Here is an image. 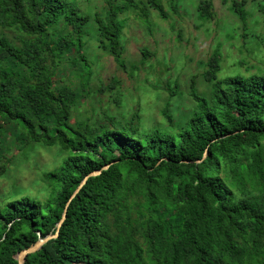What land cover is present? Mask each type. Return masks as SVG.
Masks as SVG:
<instances>
[{
	"label": "trees",
	"instance_id": "16d2710c",
	"mask_svg": "<svg viewBox=\"0 0 264 264\" xmlns=\"http://www.w3.org/2000/svg\"><path fill=\"white\" fill-rule=\"evenodd\" d=\"M82 1L0 0V264L56 230L23 264H264V72L243 75L238 62L220 77L215 49L185 91L167 82L160 120L147 125L114 77L89 96L87 55L100 50L132 77L129 14L165 19L171 0H103L92 13ZM227 1L235 36L258 44L249 1ZM195 12L210 21L211 0ZM40 148L58 163L31 186L3 187Z\"/></svg>",
	"mask_w": 264,
	"mask_h": 264
},
{
	"label": "rangeland",
	"instance_id": "374dc122",
	"mask_svg": "<svg viewBox=\"0 0 264 264\" xmlns=\"http://www.w3.org/2000/svg\"><path fill=\"white\" fill-rule=\"evenodd\" d=\"M166 2L165 0H162ZM200 0H171L177 6V12H171V4L165 5L167 17L160 19L151 11L147 20L131 12L123 30L124 56L127 61L135 64L136 71L132 77L117 68L111 56L94 49L87 55V62L91 65L94 75L90 82L89 96L100 86H106L114 77L123 90L122 101L125 110L135 106L141 110V117L145 124L152 125L159 122V110L165 101L167 82L179 84L180 92L185 91L191 76H199L201 69L199 62L205 60L218 49L220 53V77L231 75L234 65L241 62L239 73L249 75L261 70L264 72V14L256 10L264 5V0H248L247 9L250 10L248 26L255 29L258 44H252L235 36L236 24L228 9L229 1L211 0L214 17L210 21L196 18V6ZM81 8L92 13L103 6V0L80 2ZM146 48L149 55L141 62L140 49ZM170 58V61L168 60ZM163 61L167 64L163 65ZM71 67L62 71L68 78L78 82L71 73ZM105 102L109 93H98L95 99ZM89 100V97H88ZM83 105L81 110L85 108ZM11 153L17 149L11 148ZM56 149L40 148L29 153L24 161L16 167L10 166L11 172L7 179L1 180V185L16 184L22 187L31 186L45 167H52L58 163Z\"/></svg>",
	"mask_w": 264,
	"mask_h": 264
},
{
	"label": "water",
	"instance_id": "95a60500",
	"mask_svg": "<svg viewBox=\"0 0 264 264\" xmlns=\"http://www.w3.org/2000/svg\"><path fill=\"white\" fill-rule=\"evenodd\" d=\"M205 156V154H204ZM108 165L104 166L103 168H107ZM99 174V171H93V172H90L85 178L84 180H82L81 184L79 185V187L74 191V193H77L79 188L84 185L86 179L90 176H95ZM74 193L71 194V198H73V195ZM65 209L63 211V214H62V218L60 219V221L57 223V229L59 228L61 222L63 221L64 217H65ZM57 236V230L53 233V234H48L47 236L45 237H41L38 233V238L36 240V242H34L32 245H30L29 247H27L26 249H23L21 250L20 252H18L14 258L15 260L17 261V264H23L24 263V260H25V257L28 255V254H32L36 251H38L41 246L43 244H45L48 240L52 239V238H55Z\"/></svg>",
	"mask_w": 264,
	"mask_h": 264
}]
</instances>
